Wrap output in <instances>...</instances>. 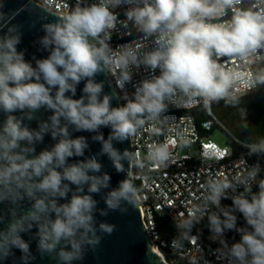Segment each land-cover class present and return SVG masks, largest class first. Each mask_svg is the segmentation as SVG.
<instances>
[{
	"label": "clouds",
	"instance_id": "obj_1",
	"mask_svg": "<svg viewBox=\"0 0 264 264\" xmlns=\"http://www.w3.org/2000/svg\"><path fill=\"white\" fill-rule=\"evenodd\" d=\"M97 0L77 6L57 22L42 25L44 36L38 41L46 56L25 58L18 50L21 26L12 23L17 13H0V203L10 205L7 224L0 227V260L21 252L31 256L30 244L22 234L36 232L37 251L55 254L57 264H73L84 258L88 248L100 242L98 233H111L113 226L97 223L98 201L102 192L104 209L126 211L136 206L137 193L130 178L111 185V176L102 172L98 157L107 155L117 173L124 172L121 162L129 157L113 146L136 134L138 126L158 117L182 96L185 106L202 100L212 102L235 98L230 90L239 78L227 63H253L264 55V0ZM129 6L127 27L132 23L154 47L139 56L140 46L125 45L114 52L109 48L111 32L118 16L113 11ZM230 13V15H229ZM227 17V20L224 18ZM143 64L152 73L135 86L124 105L111 106L112 95L103 94V83L95 77L119 72L117 87L131 81L129 65ZM158 71V75L155 74ZM84 82L82 95L74 98ZM253 85H264V70ZM115 95V93L113 94ZM41 110L50 112L40 119ZM37 121V127L30 126ZM110 129L105 140L101 128ZM75 132L96 133L93 141L102 144L100 152L85 156L89 143ZM45 136L54 143L37 152ZM250 147L251 154H264V139ZM157 161L168 157L167 145L152 153ZM84 157V159H74ZM259 164L237 174L236 182L244 191L232 198V207L208 216L211 231L223 235L236 231L240 239L230 247L221 241L219 256L228 264H264V178L257 181ZM255 182L258 191L252 192ZM234 187L225 180L213 181L208 200L220 206L226 189ZM247 194V195H246ZM27 204V207H25ZM207 209H190L183 227L190 228ZM240 213L245 221L237 226ZM4 224V220H0ZM176 246V242H173ZM226 249V251L224 250Z\"/></svg>",
	"mask_w": 264,
	"mask_h": 264
},
{
	"label": "built area",
	"instance_id": "obj_2",
	"mask_svg": "<svg viewBox=\"0 0 264 264\" xmlns=\"http://www.w3.org/2000/svg\"><path fill=\"white\" fill-rule=\"evenodd\" d=\"M31 1L60 17L70 13L78 2L81 6L97 2V0ZM250 3L251 0H244L240 7L247 8ZM128 7L122 5L113 10L118 16V23L107 43L114 52L122 50L125 45L133 47L139 45L138 55L142 57L144 52L154 47V43L152 39H145L132 23L129 22L127 27L121 23L126 20L125 12ZM224 19L227 20V17ZM133 33L138 35L125 40ZM220 62L227 63L239 76L230 90L235 99L258 89L259 84L253 85L252 81L255 67L264 62V55L248 65L239 62L233 64L227 58H222ZM129 70L131 81L126 82L123 89L116 85L119 72L113 75L106 70L116 91L118 106L127 102L125 96L131 99L135 86L152 75L143 64L129 65ZM155 74L158 75V71ZM183 99L179 96L176 102L166 101L167 110L154 119L146 120L144 125L138 126L136 134L129 138L131 159L128 172L136 184L140 217L151 243L165 255L170 264H175L176 261L184 264H228V260L219 256L218 251L223 247L221 241L226 230L223 235H217L211 230L201 233L196 226L218 208L208 200L209 185L213 181L227 179L234 186L225 190L220 206L232 201L234 196L244 191L243 185L236 182V177L244 169L256 165L255 154L250 153L249 147L256 143L228 138L227 144H218L207 133L219 128L229 134L228 130L209 107L204 106L202 100L185 106ZM198 108H202L206 113V117L200 122L201 130L197 126V117L193 112ZM165 145L167 159L162 162L155 160L152 153L156 148ZM193 147L194 153L191 152ZM256 179L257 181L260 179L259 174ZM256 185L255 182L252 183V190ZM195 208L207 211L203 215L198 212L197 219L192 222L190 228L183 227L188 220L189 210ZM158 217L170 220L178 231V237L162 236L158 230Z\"/></svg>",
	"mask_w": 264,
	"mask_h": 264
},
{
	"label": "water",
	"instance_id": "obj_3",
	"mask_svg": "<svg viewBox=\"0 0 264 264\" xmlns=\"http://www.w3.org/2000/svg\"><path fill=\"white\" fill-rule=\"evenodd\" d=\"M0 13L11 14L17 13L15 19L12 21L14 24L21 26V43L18 45V50L25 51V58L32 59L33 56L40 58L46 56L47 53L40 49L38 43L39 39L44 36L42 25L50 22H57L62 17L55 15L41 6L35 4L31 0H0ZM230 15V14H229ZM138 34L133 33L132 36L125 40H130L136 37ZM96 82L103 83V94L112 95L110 103L112 107H118L117 94L114 86L110 82L107 71L98 74L95 77ZM84 82L77 86L76 96L79 98L82 95V89ZM115 93V95H113ZM40 119H47L50 112L41 110L37 114ZM3 119V116H0ZM32 128L37 127V121L30 122ZM101 133L106 140L109 136L110 129L107 127L101 128ZM96 133L90 132H75L73 136H84L89 143V149L85 151V156H92L98 154L102 147L99 141H93L92 136ZM54 141L50 136H45L43 144L37 145V152L42 148L51 146ZM113 146L123 153L125 150L129 153V157L123 159L121 162L124 165V172L117 173L114 169L112 162L107 155L99 156L98 159L103 165L102 172H106L111 176V185L115 187L118 181L124 180L126 177L130 178V182L136 189L135 181L129 175V165L131 159V147L129 139L124 140L122 143L113 141ZM84 159V157L74 158ZM103 192L99 195H95V199L98 201V211L96 213L97 223L103 221L113 226V231L109 233H98L101 237L100 242L94 248L90 247L86 250L84 258L80 261H74L73 264H170L165 258V255L161 254L165 260L162 262L155 254L157 249L151 243L150 236L142 222L140 212L138 208V201L136 206H127L126 211L116 210L109 211L107 216H100L99 209L105 208L103 200ZM137 200V198H136ZM27 207V204H25ZM10 205L7 203H0V220H4V224H0V227H4L7 224V217ZM36 229L33 228L31 233L22 234L25 241L30 244L31 256L26 259H22L21 252L14 250V255L7 257V259L0 260V264H57V260L53 259L49 255H41L37 251V241L33 239ZM162 259V258H161ZM175 264H184L181 261H176Z\"/></svg>",
	"mask_w": 264,
	"mask_h": 264
},
{
	"label": "trees",
	"instance_id": "obj_4",
	"mask_svg": "<svg viewBox=\"0 0 264 264\" xmlns=\"http://www.w3.org/2000/svg\"><path fill=\"white\" fill-rule=\"evenodd\" d=\"M262 70H264V62L255 67V75ZM209 109L228 130L230 140L235 138L249 143H258L261 139H264V85L259 84L255 92L232 101L220 100L212 102ZM193 112L197 117V126L201 130L200 122L206 117V113L202 108H198ZM207 134L210 135V133ZM254 160L260 166V179L264 178V154H255ZM257 191L258 187L256 185L252 192L255 193ZM231 207L232 201L225 202L209 213V215L217 214L223 219V211L229 210ZM234 214L237 216V226H244L245 221L242 215L238 212ZM208 216L196 226L201 233H207L211 230ZM158 230L162 236L178 237L177 229L165 217H158ZM239 239V234L232 230H226L223 236V241L230 246L238 242Z\"/></svg>",
	"mask_w": 264,
	"mask_h": 264
},
{
	"label": "rangeland",
	"instance_id": "obj_5",
	"mask_svg": "<svg viewBox=\"0 0 264 264\" xmlns=\"http://www.w3.org/2000/svg\"><path fill=\"white\" fill-rule=\"evenodd\" d=\"M210 138L216 141L218 144H227L229 135L219 128H215L213 131L210 132ZM191 152H195V148L191 149Z\"/></svg>",
	"mask_w": 264,
	"mask_h": 264
},
{
	"label": "bare ground",
	"instance_id": "obj_6",
	"mask_svg": "<svg viewBox=\"0 0 264 264\" xmlns=\"http://www.w3.org/2000/svg\"><path fill=\"white\" fill-rule=\"evenodd\" d=\"M155 254L159 257V259L162 261V262H165L163 256L161 254H163L160 250L157 249V252H155ZM164 255V254H163ZM162 258V259H161ZM166 258V257H165Z\"/></svg>",
	"mask_w": 264,
	"mask_h": 264
}]
</instances>
